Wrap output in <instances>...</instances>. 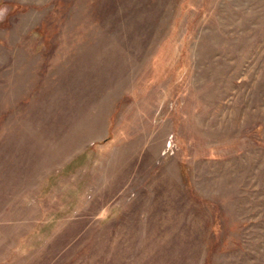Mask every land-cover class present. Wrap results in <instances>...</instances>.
Wrapping results in <instances>:
<instances>
[{"label": "rangeland", "instance_id": "rangeland-1", "mask_svg": "<svg viewBox=\"0 0 264 264\" xmlns=\"http://www.w3.org/2000/svg\"><path fill=\"white\" fill-rule=\"evenodd\" d=\"M0 264H264V0H0Z\"/></svg>", "mask_w": 264, "mask_h": 264}, {"label": "bare ground", "instance_id": "bare-ground-1", "mask_svg": "<svg viewBox=\"0 0 264 264\" xmlns=\"http://www.w3.org/2000/svg\"><path fill=\"white\" fill-rule=\"evenodd\" d=\"M253 4V3H252Z\"/></svg>", "mask_w": 264, "mask_h": 264}]
</instances>
